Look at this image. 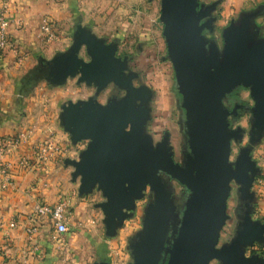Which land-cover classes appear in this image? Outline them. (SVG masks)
I'll use <instances>...</instances> for the list:
<instances>
[{
  "label": "crops",
  "instance_id": "0c3cea01",
  "mask_svg": "<svg viewBox=\"0 0 264 264\" xmlns=\"http://www.w3.org/2000/svg\"><path fill=\"white\" fill-rule=\"evenodd\" d=\"M212 1L214 11L225 21L229 19L226 26L248 16L251 43L264 42V0ZM0 10L5 12V30L12 42L11 47L0 49V143L9 138L18 140L3 161L12 164L19 158H31L33 150L48 138L60 148L34 171L20 174L12 169L13 186L0 188V264H134L156 194L146 186L142 196L134 199L130 208L123 209L126 216L115 220L112 228L106 227L101 207L106 198L102 190L97 185L81 188V176L75 175V163L84 158L89 140L74 137L64 108L90 104L102 111L118 100L114 99L116 95L113 101L104 99L106 86L99 88L93 82L82 81L79 73L70 71L69 62H61L75 47L77 33L113 48L114 57L120 59L118 38L124 28L116 20L121 18L123 9L115 0H0ZM44 23L55 27L50 38L41 30ZM76 55L90 61L84 44L79 45ZM244 87L236 85L229 92L242 91ZM163 179L171 214L157 264L167 263L185 209L183 204L180 211V197L175 198L171 189L181 184L165 175ZM181 187L184 196L188 194ZM232 189L231 183L225 210V224H230L225 234L227 244L236 238L239 228H251L255 218L264 223V198L258 195L256 199L252 188L250 193L255 198L251 200ZM231 197L233 203L229 204ZM37 201L51 206L64 202L67 232L57 233L46 216L38 220L36 231L28 230ZM250 246L242 248L245 256L264 259V248ZM209 263L223 264L218 260Z\"/></svg>",
  "mask_w": 264,
  "mask_h": 264
},
{
  "label": "water",
  "instance_id": "95a60500",
  "mask_svg": "<svg viewBox=\"0 0 264 264\" xmlns=\"http://www.w3.org/2000/svg\"><path fill=\"white\" fill-rule=\"evenodd\" d=\"M214 7L213 3L202 11L198 0H160L163 35L187 117L191 155L182 163L172 159L166 139L154 145L145 133L146 112H140L137 106L142 101L140 91L132 87L131 76L123 75V62L114 57L113 48L77 33L75 47L61 61L69 62L70 71L79 73L88 84L93 82L103 88L114 83L127 90L124 98L102 111L90 104L68 105L64 115L74 137L89 140L84 158L75 163V175L81 176V188L97 185L102 190L106 203L101 207L107 228L126 216L123 209L130 208L146 186L156 194L134 264H157L163 249L171 214L163 175L189 191L166 264H208L212 260L264 264L262 257L245 256L242 250L254 241H263L264 225L258 222L251 228H239L230 245L216 247L226 220L231 181L239 183L242 197L251 200L250 189L257 172L247 152L234 166L229 162L231 141L240 136V130L229 129L228 117L234 110L226 109L222 101L234 86L249 87L256 103L254 129L259 130L258 134L264 130V42L251 43L248 16L231 21L225 28L223 60L215 63L213 52L205 54L200 37L208 25L202 20ZM80 44L86 46L89 62L77 57Z\"/></svg>",
  "mask_w": 264,
  "mask_h": 264
},
{
  "label": "rangeland",
  "instance_id": "374dc122",
  "mask_svg": "<svg viewBox=\"0 0 264 264\" xmlns=\"http://www.w3.org/2000/svg\"><path fill=\"white\" fill-rule=\"evenodd\" d=\"M115 1L124 12L121 18L116 20L120 24L118 26L124 28L118 38L120 41L118 55L123 62L122 67H124L122 73L126 77L131 76L132 87L134 90L140 91L142 101L137 102V106L141 108L140 112H146L144 114L145 133L151 137L154 145L161 142L162 139H166L172 159L175 162L180 160L182 163L188 155H191L187 142V117L183 107L184 99L179 92L177 77L163 35L160 0ZM212 2V0H198V9L203 11L210 7ZM214 9L215 7L202 20L208 25L202 30L200 37L205 54L209 55L213 52L214 62L220 64L224 57V33L229 19L225 21L226 19L222 18L220 13L215 12ZM127 20L130 21V26ZM108 84L103 91L104 99L112 100L115 95L117 98L115 96L114 99L117 100L125 97L127 90L117 88L121 92H116L118 91L116 90L117 85ZM222 102L226 109L234 110L228 117L230 119V122L228 121L229 129L240 130V136L231 141L229 162L234 166L241 159L243 152L248 153L257 169L251 191L254 192L253 195L256 199L258 195L264 198V130L258 134L259 130L254 129L252 118L254 108H256L255 99L247 87H244L242 91L226 93ZM231 183L233 191L241 187L234 180ZM171 189L175 198L180 197L181 211L183 204L185 205L188 200L189 192L184 196L181 185L180 187L173 186ZM253 195L252 198H255ZM231 202L233 203V197L229 204ZM255 204L254 201V211L257 208ZM253 221L259 223L260 219L255 218ZM229 227V223L228 225L224 223L221 227L217 248L230 245V242L225 243L226 228L228 230ZM248 248H264V237L263 241H254Z\"/></svg>",
  "mask_w": 264,
  "mask_h": 264
},
{
  "label": "built area",
  "instance_id": "2783aa9c",
  "mask_svg": "<svg viewBox=\"0 0 264 264\" xmlns=\"http://www.w3.org/2000/svg\"><path fill=\"white\" fill-rule=\"evenodd\" d=\"M5 12L0 10V49L11 47L12 42L7 38L6 34ZM41 30L48 38L54 35L55 27L52 23H44ZM18 144V140L9 138L0 143V188L5 190L9 186H13L14 172L23 174L28 171H34L43 166V164L60 152L58 145L54 144L49 138L33 150L31 158H19L15 163L8 164L3 161L4 156L10 152ZM33 213L30 216L32 222L29 231L34 232L37 229V222L42 217H49L52 220L55 231L59 234L67 232V227L64 217V202L59 201L53 206L37 201Z\"/></svg>",
  "mask_w": 264,
  "mask_h": 264
}]
</instances>
